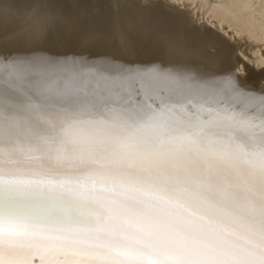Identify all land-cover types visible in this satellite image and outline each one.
I'll return each instance as SVG.
<instances>
[{
  "label": "snow or ice",
  "instance_id": "1",
  "mask_svg": "<svg viewBox=\"0 0 264 264\" xmlns=\"http://www.w3.org/2000/svg\"><path fill=\"white\" fill-rule=\"evenodd\" d=\"M0 264H264V92L0 56Z\"/></svg>",
  "mask_w": 264,
  "mask_h": 264
},
{
  "label": "bare ground",
  "instance_id": "2",
  "mask_svg": "<svg viewBox=\"0 0 264 264\" xmlns=\"http://www.w3.org/2000/svg\"><path fill=\"white\" fill-rule=\"evenodd\" d=\"M37 20L46 27L33 38ZM235 37L253 45L249 54ZM237 53L264 68V0H0L4 57L189 65L264 92V69Z\"/></svg>",
  "mask_w": 264,
  "mask_h": 264
},
{
  "label": "rangeland",
  "instance_id": "3",
  "mask_svg": "<svg viewBox=\"0 0 264 264\" xmlns=\"http://www.w3.org/2000/svg\"><path fill=\"white\" fill-rule=\"evenodd\" d=\"M148 2V1H147ZM236 38V37H235ZM231 41H232V39H231ZM233 43H238L239 42V45H240V48H241V53H244V54H249L250 53V47H252L253 45H249V43L247 44V42H248V40H241L240 39V41H238L237 40V38H236V41H232ZM243 42V43H242ZM238 54V56L241 58V59H243V61H245V63H246V65H247V68H249L250 70H254V71H259L260 69H264L263 67H261V68H256L252 63H250V61H248L247 59V61L245 60V58H244V54H239V53H237ZM251 64V65H250ZM249 71V70H248ZM246 73H247V71H246Z\"/></svg>",
  "mask_w": 264,
  "mask_h": 264
}]
</instances>
